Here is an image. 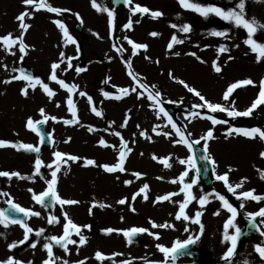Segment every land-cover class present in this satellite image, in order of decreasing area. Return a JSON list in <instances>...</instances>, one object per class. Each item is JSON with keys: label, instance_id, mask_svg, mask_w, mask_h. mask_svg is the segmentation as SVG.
<instances>
[{"label": "rangeland", "instance_id": "obj_1", "mask_svg": "<svg viewBox=\"0 0 264 264\" xmlns=\"http://www.w3.org/2000/svg\"><path fill=\"white\" fill-rule=\"evenodd\" d=\"M47 2L51 3V5L54 7L68 9L70 14L67 16V12H65L62 16H57L56 14L48 13L42 10L39 11L42 12V15L38 16L39 12H34L33 18H26V23L31 24V22L36 19L38 20L41 17L42 19L39 27L40 31L37 35V38L32 41V48L30 50L28 49L27 55H24V58L21 61L20 56L22 54L19 52L18 47H16L11 50L15 52V61L13 64L8 66L6 58H4V60L0 58V66L3 68L5 79L12 80V83L4 84V93H1V97L3 98L0 99V103L4 101L2 105L3 109L4 106L5 108L7 107V103V108L11 106L9 110L12 111L14 109V105L19 102L21 106H19L18 109L19 111H23L22 115L19 116V120L22 118L25 121H27L29 118H32L34 121L42 120L44 117L40 116V109L44 110L46 116L52 117L48 111H52V109L45 108L47 105V95L44 92L41 93V88L39 86L36 87L35 91L29 89V94L27 97L21 94V90L24 86H26V84L24 81L14 80L13 77L19 75L22 64L27 63L33 67L37 74L36 78H39L47 83L51 81L49 79L51 73V64L59 62L60 54L63 52L65 55L69 50L67 55H71L70 52H72L74 54L72 56H78V59L72 60L73 67L71 70L64 71L66 69V64H61V68L57 70V76L59 79H63L69 85L75 84L77 87L83 88L81 87L83 83L79 74L76 73L75 68L80 66L85 68L88 66L87 61L89 59V53L83 44L87 39V31L91 29L92 25L87 18L85 7L73 5L69 0H47ZM195 2L205 6H219L227 10L234 7L235 4L238 3V0H195ZM97 3H99L101 7L113 11L115 14L131 11V8L138 4L140 6L147 7L152 11H160L163 13V16L159 19H153L150 15L145 14L144 16L146 17L147 15V17L150 18V21L143 23V25L140 24V28H136L137 30L135 28H132V30H126L124 28V23L128 20V18L124 17L121 27L127 34V38H130L132 41L137 43L146 44L148 47L146 51L138 50V57L127 58V60L123 59L120 61V63H117L115 67L111 68L112 70L109 68L102 79L103 81L101 80V82L105 84V86H103L100 90L102 93L101 101H109V105L105 106L104 108L108 110L107 107H109L111 108L110 111L115 113V115H111L112 117L107 123L98 122L99 125H97V128L94 126L86 127L84 129V127L79 126L78 123L66 126L64 124L53 122L51 119H49L46 123L47 129L51 134V137H53L52 145L49 148L42 149L39 137L29 130L28 134L32 135L33 137H27L26 139L29 140L28 142L25 141V143H30L34 146L40 147L41 151L39 154L27 152V157H17L18 155L15 157L18 151L15 149L12 151V148H8L9 150L7 153L13 152L11 157H14L11 159L13 162H11L10 159H8V164L5 162L9 172H19L26 177H30V179H13L14 184L12 187H16L19 190V193L16 189H14L15 192H13V195L11 196L0 195L1 199L5 198L4 201H0V210H3L4 205L7 204L9 199H11L13 202H16L26 209H31L41 213L40 217L26 219V223L34 230V232L29 235L28 241L19 244L20 246L17 250L21 254V257L17 256V259L24 262V264H29V262H31V264H42L44 259L47 258V253L43 252L45 251L43 245L49 242L47 239L48 237H59V235H62V226L64 223L63 213L66 212L68 217L79 226L91 224L95 227L100 221L103 223V227L107 229L112 228L117 230H128L133 227H139L148 229L149 231L156 233L161 237L160 240H156L153 236H149L144 233L138 235L136 240L129 245L126 237H124L119 232H115V234L111 235L110 238L113 236L116 237L117 234L120 235L119 237L124 240L123 249L125 247L127 248L125 252L120 253L122 255H119V264H122L124 261H131L132 264H151V262L162 261L164 260V257L163 254L158 251L156 247L157 244H161L170 248L177 240L181 242L185 239H189L190 237L195 238L196 236L200 237L197 242L199 246L205 251H203L204 262L202 264H225L222 257L227 251L229 245L222 243V240L224 224L228 220L229 212H227V210L222 207L220 201L214 200V196L212 195L215 192L214 187L217 185V183L219 186L223 185V183L216 180L215 177L216 175H223L227 173L229 176V183L235 186L236 184L244 181L242 176L244 174L245 168L243 163L240 165L243 167L242 169L238 166L237 170L239 171L233 172L232 167L227 164L234 162L229 161L230 163H228L227 159L222 162V159L218 156L219 152L222 151L213 148V144H218L223 142L225 138H230L229 136H226V133L230 130V128L234 127L230 125V122L233 120H229L227 115L223 113H209L207 109L194 108V105L200 104L202 102L198 97L194 96L192 93H189L186 88L176 81L183 80L190 87H193L199 91L208 101L212 103H219L225 105L226 107H232L233 105L230 104L229 101L223 100V94L227 88L232 83L243 80L242 76L248 71L254 75L255 80L258 75L251 72V69L246 68L248 66L245 65V63H251V61L242 57L239 52L243 50L251 60L256 59V54L252 53L251 49L243 43V41L247 38L246 32L242 29L235 28L234 26L220 20L215 16L204 19L194 12L186 11L179 6L177 0H132L131 5L125 4L120 7H116L113 4V0H97ZM84 4H86L85 1ZM12 9L14 10L15 16L10 17V20L14 26H12L10 29L3 27L0 36L7 35L9 33H12L14 36H19L21 34L19 22L17 21L16 17L27 10L25 8L23 9L22 7H15ZM29 12L32 13L33 9L29 10ZM101 13L103 14V17H101L102 23L101 25H98V30L103 27L104 31L106 32L105 26L106 24L107 26L108 24L110 25V23L106 21L107 19H105L106 12ZM246 13L249 18L255 17L258 21L264 23V3H256L254 0H247ZM75 14H79V17L83 20L82 24L76 19ZM0 19V25L2 27V18ZM57 19L65 23L70 34L77 41L79 45V53L76 51V45L65 44L61 31L53 23V21ZM173 24H176L177 27L173 28L171 26ZM184 24L192 26V31L190 33H183L179 30ZM134 25L135 21H133V26ZM31 29L32 28L30 27L24 36V40L29 46L31 44V39L29 37ZM212 31H227L229 35L227 38L216 37L210 34ZM112 32L113 30L110 26L109 33H106L112 37ZM152 32H156L159 35L153 37L150 35ZM191 33H195L197 35V45L199 46L197 47V52L189 49V43H187V39L191 36ZM173 36H175L177 39L183 40L184 43L174 45L173 48L169 50L167 46L171 42ZM254 38L260 42H264V31H259ZM113 45L116 47H113ZM236 45H239V47H236ZM110 46V49L107 50L108 53L111 50H114L116 53H121L118 52L116 48H122L123 51H126L125 49L127 48V51L133 54V50L127 43L126 39L125 44L121 42L120 39H116L115 43L113 42V44ZM220 46H226L229 50V54L227 55V52H225L223 54L219 53V55H224L228 59L231 57L230 60L234 59V61H232L233 64L230 63L227 69L236 66L237 69L233 71V76H228L220 82L219 86L217 87L218 94L214 91L208 92L199 84L195 85L191 83L188 76L177 70H174V66L177 64L176 61H178L183 54L188 55V53H195L199 58L202 56L206 57L211 53V50L217 53ZM2 48L3 47L0 46V57H2L6 52ZM177 52L179 53V56L175 55ZM108 55L109 54H104V57ZM125 61L131 62V70L138 74L140 78V84L147 85L148 89H152L153 86H155V90L159 91L161 94L162 106L164 107L165 111L172 117L173 121L178 127H181L182 129L186 127L185 135L187 136L188 133H191V140L199 139L201 136L205 135L209 129H213L214 127L215 139L208 142V154H210L211 157L216 161L215 172L212 170L211 173V184L210 186H207L199 176L198 183L192 188V192L194 196L197 197V199L193 200L186 209L187 214L194 218L195 213L197 212L198 204V211H202L203 213L201 216V223L204 226L202 235L200 234L199 225L193 224L192 226H188L191 223L190 221L187 222L180 220V223L184 224V222H186L188 225L180 228L177 226V220L175 219V216L179 211L180 202H182L185 197L181 192L182 185L179 183H171V181L178 180L180 175L185 170L190 168L189 164H180L179 160L188 161L189 158L192 157L190 152L184 146L174 143V141L178 139V137H176L174 134V130L171 129L170 126L164 127V125L167 123V117H165L163 114L158 116L157 113L159 106H153L152 102L147 99V92L145 89L138 88L139 92L145 93L144 96L139 99L137 98V93L124 95V98L120 100L108 99L104 96L105 92L109 93L111 96L122 95V93L119 91L120 89L127 88L129 89V92H131V89L137 86V82H134L128 75L129 69L127 68ZM226 63H228L227 59L225 61H220L218 64L221 68H223ZM212 65L213 64L211 63H206V65L203 66L202 69H204L205 76L207 74L219 75V73L215 72ZM259 65L262 66V63H259ZM226 70L222 69L220 73H223ZM169 73L172 74L171 77ZM262 79H264V75L262 76ZM52 85L60 87L59 85L55 84V82H53ZM129 86H132V88H129ZM242 89H237L231 97V101H234V106H236L239 111H244L250 107L253 103L251 97L254 96L255 92L257 94L259 92V89H253V94L250 95L251 97L248 101H246L245 99H242ZM183 95L193 96L195 97V100L193 101L183 98ZM65 96L66 93L64 90V94L61 97L59 104L62 108V111H65L67 114L66 116L68 120H72L73 122H75L76 119L80 120L82 116H88L92 106H95L98 110V107H100L101 104H89L88 106L84 105L82 107L79 103L80 108L77 109L80 113V117L73 118L71 112L69 114L67 112V102L63 100ZM234 97L237 98L236 101L234 100ZM242 101H244V103H242ZM236 102H238V104H235ZM30 103L33 104V111L28 108ZM23 105L26 106V109L23 107ZM168 107H175L176 110H179L181 107L195 109L196 112L200 113L201 117L214 114V117L216 116L219 119L225 120L227 123L223 124L221 128L216 130V125L213 126L208 120L199 117H192L191 115L185 116L181 113V111L170 113ZM25 110L27 111V115L24 114ZM54 111H57V109H54ZM140 114L143 117L151 116L153 123L145 127H138L134 121L138 119ZM53 117L60 119V121L66 118L63 114L53 115ZM100 118L101 117L97 118L91 116V119L94 120H100ZM126 119L127 126L121 127ZM248 119L250 118L248 117ZM248 119L246 120L247 124L245 122H240L242 128H252V124L249 125L251 122ZM60 125L63 127H60ZM156 125H160V128H157L156 131L169 132L172 134V138L169 139L163 135H156L155 132H153V129L156 127ZM253 127L262 128L259 125H254ZM17 128L21 129L22 126L17 122L16 124H13L11 120H6L4 126H0V140L9 142L10 139H16V132H18ZM116 132L120 133L124 142L127 143V147L131 149V152L126 157V171L124 173H118L116 177L111 179L104 175L102 167H86L85 163L87 159L95 160L97 165L117 163L119 151L121 149V140L120 137L113 134ZM142 132L147 133V135L151 137V140L145 139L144 136L141 135ZM234 134L235 133H233V135ZM101 139L113 145L115 149L114 156L112 155L108 158L106 157L104 153L108 148L100 146L99 141ZM256 140L258 142L257 145L259 146V149L257 150H264V143H262V141L259 139ZM203 144L204 141H201L199 146L203 148ZM133 145L136 150L134 159L132 158ZM260 145H263V148H260ZM98 149H101L102 152H100ZM55 152H61L81 158L78 162L68 161L67 164H63L62 162L61 170L57 174V191L61 198L77 200L79 203L77 205L63 207L57 205L54 207L52 212H50L44 207H41L35 203V201L32 199V192H30L29 189H32L36 194L46 190V181H50L52 179L51 172L55 169L43 167L41 169V175L38 176L35 175L34 163L37 155H39V158L45 165L54 164L56 160L54 155ZM154 155L157 158L170 157L168 162L171 164V167L167 168L163 164L159 163L158 160H154L152 158ZM1 159H5V156L1 155ZM254 159L255 158H252L249 164H253L252 161ZM259 159L262 160V162H260V165L257 166L256 172H259L258 170L264 172V159L260 157L258 159L256 158V161H260ZM176 162H178L177 165H175ZM217 164H219V166H217ZM196 169H198L197 165L195 169L189 170V176L185 179V183H190L196 178ZM229 169H232V171H229ZM132 173H139L141 176L140 178H137L136 176H133ZM103 179H108L110 182H112L108 185L107 190L102 187L100 188V184L104 182ZM125 181H132V183L129 185L126 184ZM145 184L149 185V190L147 193L149 197L148 200L145 201L141 195L136 197L135 201H133V195ZM245 187L246 185L243 183V187L238 188L236 193H238L240 196L241 193L245 192ZM248 189L252 190L251 187ZM173 192H180L181 194L172 197V201L156 203L157 197ZM4 193H7V191H4ZM15 194L17 195L15 196ZM203 195H209L211 202L208 203L204 208H201L198 203V199ZM124 198L128 199V203L124 205L117 203L120 199ZM229 201L244 200L231 199ZM94 204H107L111 207H93ZM132 207L135 208V212L131 211ZM212 209H216L219 212L226 211L227 215H222L218 220L213 219L210 213H208V211ZM50 215H55L60 218V224L48 225L47 218ZM221 220H223V222H221ZM149 221H153L156 224L168 223L170 225H174V228L153 229ZM235 223L238 224V220H236ZM9 228H14V230L18 233L17 238L19 239V242L24 240L23 229L18 225H11L7 228H5L3 225H0V260H3L4 258L3 253L8 251L9 238L5 237V235L7 229ZM42 228L45 229L44 233L48 232L47 238H43L42 236L37 237L35 235V231H39ZM83 229V236L87 238V242L83 246H80L78 243L79 237L73 235L72 238L77 240V244L69 245V251L67 253L63 249L56 248L54 242H52L53 252H55V256L58 257L57 264H63L65 260L68 261V264H78L79 261H84L85 264H90L86 261L89 253H93L95 257L96 252H105L103 249L105 250L106 248H102L103 244L93 241L96 239V237L100 238V236L98 234L93 235V233H91L87 228ZM185 229H187V231ZM232 233H234V229L230 230V234ZM32 243L37 244L36 248L31 247ZM241 245L243 244H239L238 252L234 258L233 264H242L243 256L241 253L243 248ZM28 253L29 256L27 257ZM90 255L91 254H89V256ZM94 260L95 261L92 263H101L95 258ZM181 260L184 259L182 258Z\"/></svg>", "mask_w": 264, "mask_h": 264}, {"label": "snow or ice", "instance_id": "obj_2", "mask_svg": "<svg viewBox=\"0 0 264 264\" xmlns=\"http://www.w3.org/2000/svg\"><path fill=\"white\" fill-rule=\"evenodd\" d=\"M125 4H132V0H124ZM256 3H264V0H254ZM23 3L31 7L33 9V12L30 13L29 11H25L21 13L20 15L17 16V21L19 22V29L21 31V34L19 36H14L12 33H9L5 36H0V45L3 46L4 50L9 52L11 55H15V52H12L11 50L13 48L18 47L19 52L22 54L20 56V60L22 61L24 58V55H27V51L29 49V45L25 42L24 36L26 35L28 29L31 27L29 23H26V18L31 19L33 18V13L34 12H39L41 10L46 11L48 13H53L56 14L57 16H62L65 12L69 11L68 9H61L58 7H54L51 5V3H48L47 0H23ZM177 3L179 6L186 10V11H191L199 16H201L204 19H208L211 16H215L219 18L222 21H225L229 23L230 25L234 26L237 29H242L246 32L247 38L243 41L245 45H247L252 53L256 54V62L259 63L262 58H264V42H260L256 40L254 37L259 31H264V23H261L258 21L255 17L249 18L246 13V3L247 0H238V3L235 4L234 7L230 9H224L219 6H214V5H202L198 2H195V0H177ZM91 5L92 7L97 11V12H106L107 16L109 17V23L113 31H115L116 27V16L115 13L111 10H108L107 8L101 7L99 3H97V0H91ZM132 14H142V15H150L153 19H159L160 17L163 16V13L160 11H152L148 9L147 7H143L140 5H134L131 8ZM76 19L83 23V20L79 17V14H75ZM139 22V21H137ZM53 23L59 28L61 31L65 44H72L76 45V51L79 53V45L77 41L73 38V36L70 34L67 26L65 23H63L61 20H54ZM173 28H176L177 25L173 24L171 25ZM124 28L126 30H132L133 28V22L131 19L124 25ZM181 32L183 33H190L192 31V26L188 24H184L180 29ZM212 36L216 37H225L227 38L229 33L227 31H212L210 33ZM93 35H98L96 33H93ZM151 36L156 37L159 34L156 32L150 33ZM127 40V43L131 46V49L133 50V54H137L138 50H147V45L146 44H141L132 41L130 38L125 37ZM184 43L183 40L177 39L175 36L172 37L171 42L168 44V49L171 50L174 45L177 44H182ZM113 47H116L113 45ZM197 47H199L197 45ZM236 47H239V45H236ZM118 52H123L122 48H116ZM228 51V48L226 46H220L219 48V53L223 54ZM175 55L179 56V53H175ZM188 55H193L195 56V53H188ZM198 60H200L199 57H196ZM231 59V57H229ZM73 59H78V56L70 57L65 60L64 53L62 52L60 54V60L59 62L52 63L51 64V73L49 79L55 84L59 85L60 88L64 89L68 93H73L74 91L77 90V86L75 84L69 85L66 83L63 79H59L57 76V70L61 68V64H66V70H71L73 65H72V60ZM201 63H204L203 60H200ZM128 70V75L132 78L134 82H137V86L133 87L131 89V92H129V89L123 88L120 89V93L122 95H115L111 96L109 93L105 92L104 96L108 99H116L120 100L124 98V95H131V93H137V98H141L144 96V92H139L138 88L145 89L147 92V99L152 102L153 106H159L158 107V116L160 114H163L165 117H167V123L164 125V127H171V129L174 130V134L176 137H178L177 140L174 141L175 144L182 145L184 146L189 152H192L193 150V145H199L201 144V141H204L203 144V152L205 153L204 155L200 156V159L204 161L205 163H210L212 166L213 172H215L216 168V161L211 157L210 154H208V142L215 139L214 137V127L213 129H209L205 135L201 136L197 140H191V133H188L187 136L185 135L186 132V127L182 129L181 127H178L177 124L173 121L172 117L168 115V113L165 111L164 107L162 106V101H161V94L159 91L155 90V86H153L152 89H148L147 85L140 84L139 83V76L136 74L133 70H131V62L130 61H125ZM158 63V61H157ZM7 67V66H5ZM213 68L216 73H220L222 71V68L218 65V62L214 61L213 62ZM75 71L77 74L82 73L86 71V69L81 68V67H76ZM170 77L172 76L171 73H169ZM174 78V77H173ZM14 80H19V81H24L26 86H24L21 90V94L24 95L25 97L28 96L29 94V89H32L35 91L36 87L39 86L43 92L49 97L52 98L56 95V93L52 90V88L49 87L47 83H45L43 80L39 78H34L33 76L25 74L23 70H20V73L18 76L13 77ZM177 83L181 84L184 88L187 89L189 93H192L194 96L198 97L199 100L202 102L200 104L194 105V108H199V109H207L209 113H226L227 116L235 119L238 117H251L253 112L258 109L261 105H264V79L260 81L259 84V93H258V98L255 99V101L251 104L250 107H248L244 111H239L236 110L234 107V101H231L232 94L237 90L242 87L246 86H256L255 83L251 79H244L241 81H237L235 83H232L227 90L223 94V100L224 101H229L230 104H232V107H226L223 104L219 103H212L208 101L199 91L194 89L193 87H190L187 83H185L183 80H177ZM4 83H12V80H6ZM79 95L81 97L86 96L87 94L85 92H79ZM89 104H92V98L89 96L87 97ZM67 105L68 108L71 112V115L73 118L77 117V108L76 105L73 102V99L71 96L67 100ZM59 107V105H57ZM91 111L97 116L101 117L103 113L101 111H98L95 106H92ZM40 116L44 117L42 120L34 121L32 118H29L26 121V128L35 133L37 136L41 137L40 143L42 144L43 141V136L41 133V129L39 128V125L46 124L49 119L56 120L55 117H48L45 115V112L43 109H40ZM192 117H199L205 120H208L211 122L213 126L219 125V124H225L227 121L222 120V119H217L212 115H205L203 117L200 116L199 112L193 111L191 113ZM130 118V117H129ZM58 122V121H57ZM76 123H79V120H75ZM65 123L72 124L73 121H65ZM127 126V119L124 121V123L121 125V127H126ZM139 127V126H138ZM157 128H160V125H156V127L153 129V132H155L156 135H163L165 137H168L169 139L172 138V134L169 132H160L156 131ZM91 130V129H89ZM233 133L243 136L247 139L250 140H256L259 139L260 141L264 142V129L260 127H252V128H242V127H232L230 130L226 133V136H232ZM114 135L120 137L121 140V145H120V154L118 157V162L113 164V165H97L95 160L92 159H87L85 166H93V167H102L103 171L106 173H124L126 171L125 169V162H126V157L130 154L131 149L127 147V143L124 142L123 137L120 135L119 132L113 133ZM142 136H144L145 139L151 140V137L147 135V133L142 132ZM70 142V141H68ZM100 146L104 148H111L113 145L108 144L106 141L101 139L99 141ZM3 148H13L17 151H24L28 153H37L39 154L41 149L38 146H34L32 144H26V143H10L6 142L3 140H0V149ZM55 162L54 164H48L45 165L43 161L39 158V155H37L34 163V170H35V175H41V169L43 167H48V168H54L55 170L51 172V177L52 179L50 181H46L47 183V188L45 191L36 194L32 189H29L30 192H32V199L35 201L36 204L40 205L41 207H55L57 205L63 207V206H71V205H77L79 201L77 200H71V199H64L61 198L57 191V184H58V179H57V174L60 172L61 167H62V162L63 164H67L68 161H73V162H78L81 158L74 156V155H67L65 153L61 152H55ZM260 156L262 159H264V152L260 153ZM154 160H158L159 163L163 164L165 167L170 168L171 164L168 162L169 158H157L155 155L152 157ZM180 164H189L190 168L188 170H185L178 180H172L171 183H179L182 185L181 192L184 194V199L182 202L179 204V211L175 216V219L177 221L183 220V221H190L192 224H197L200 226V234H203L204 226L201 223V216L203 213L201 211H197L195 213V217H191L187 214L186 209L188 206L191 204L193 200H196L197 197L194 196L192 192V188L195 184L198 183L199 180V169H196V178L193 179L190 183H185V179L189 176V170L195 169L196 164L195 160L192 158H189L188 161L186 160H179ZM229 171H232V169H229ZM260 171V170H258ZM133 176H136L137 178H140L141 174L139 173H132ZM0 177H5L9 180H11L13 177L18 178L20 180H26L30 179V177H26L22 175L19 172H8V171H0ZM216 180L221 181L224 186L227 188V191L232 193L233 195L236 194V190L238 188L243 187V181L241 183L236 184L233 186L232 184L229 183V176L227 173L223 175H216ZM246 179V178H245ZM261 179H264V172H261ZM126 184H131L132 181H125ZM148 190H149V185L145 184L139 191H137L133 197L132 200L135 201L136 197L138 196H143V199L145 201L148 200ZM180 192H173L166 194L164 196L157 197L156 203H161L164 201H172V197L180 195ZM0 195L8 196V193H0ZM213 196L217 200H219L222 204V207L229 212L230 218L227 220V222L224 224V232H223V240L222 243L228 244L229 247L227 248V251L223 255L222 259L225 262V264H233L234 258L237 254V248L238 244L242 235V231L239 227H237L235 221L238 215L237 208L233 207L232 204L229 203V201L225 198L224 195H221L219 193H213ZM237 199H243V200H250L254 202H261L264 201V196L256 195L255 190H250L246 191L240 194V196H237ZM209 195H203L199 197L198 203L201 208H204L208 203H210ZM7 203L10 205L11 213L6 214L3 210H0V225H3L5 228L11 226V225H18L20 228L23 229L24 232V240L20 241L19 243H24L28 241L29 235L34 232V230L26 223L25 220L19 219V218H14L18 214H23L25 218H32V217H40L41 213L38 211H33L31 209H26L22 206H20L17 203H14L11 199L7 201ZM117 203L124 205L128 203V199H120ZM93 207H111L110 205L107 204H101V205H96L94 204ZM240 207H243V204H241ZM131 211L135 212V208L132 207ZM91 212V210H90ZM215 215H219V212L214 213ZM257 217L261 218V222L264 223V208H261L259 211L255 213H249L248 214V221L253 229L258 230V225L256 224ZM63 219L66 221V223L63 224V234L59 237L57 236H52L48 237L47 239L49 240L48 243H45L43 245L44 250L47 253V259H45L42 264H57L58 257L55 256L53 252V243L55 245L59 246L62 248L66 253L69 251V245H76L77 240L73 239L72 236L76 235L79 237V245L83 246L87 242V238L83 236L82 230L83 228L91 229L90 225H84V226H78L75 224L67 215L66 212L63 213ZM60 218H58L55 215H50L47 218V223L48 225H56L60 224ZM151 224V227L153 229L155 228H174V225H170L168 223L164 224H156L153 221H149ZM234 229V233L230 234V230ZM187 231V229H185ZM45 229H40L39 231H35V235L37 237H40L43 235ZM105 234L111 235L113 232H119L122 234L124 237L127 238V242L130 245L133 242V238L137 235L144 234L146 233L149 236H153L154 239L160 240L161 237L149 231L148 229L145 228H139V227H133L128 230H117V229H112L108 228L105 229ZM261 236H264V231L260 232ZM199 236H196L195 238H189L184 242H180L177 240L174 243V246L169 248L167 246L157 244L156 247L160 253L163 254L164 260L159 261V262H151V264H169V261H176L178 259V255L183 253L185 250L189 248L190 245H193L197 242L199 239ZM37 244L32 243L31 247L36 248ZM18 247L17 242H13L12 244L9 245V250L15 249ZM255 252L258 254L259 258L261 261H264V244H257L255 246ZM114 256L122 255L120 253L113 254ZM95 259L97 261H100L101 264H103V261L105 260H110L112 257H108L104 255L101 252H96L95 254ZM0 264H24V262L14 258V257H9L6 260H0ZM31 264V262H29ZM63 264H68V261H64ZM78 264H85L84 261H79ZM123 264H132L131 261H124ZM242 264H251V261L244 259L242 261Z\"/></svg>", "mask_w": 264, "mask_h": 264}, {"label": "bare ground", "instance_id": "obj_3", "mask_svg": "<svg viewBox=\"0 0 264 264\" xmlns=\"http://www.w3.org/2000/svg\"><path fill=\"white\" fill-rule=\"evenodd\" d=\"M71 4L73 5H78V6H83L85 7V11L87 14V18L90 22V24L92 25L91 29L87 31V39L84 41V46L87 50V52L89 53V59H88V66L85 67L84 69H86V71L82 72L81 75L79 74L81 81H82V85L80 87H77V90L74 91L73 93H68L67 91H65L66 96L63 99L64 101L67 102L68 98L71 96V98L73 99L74 104L76 105V108H80L79 103L81 104V106L83 107L88 106L89 102L87 97H91L92 98V105H99L100 107H98V110H100L103 115L101 116L100 120H94L91 119L92 117H97L92 111H90L88 113V116H82L81 119L79 120L78 125L84 127V129L86 127H94L97 125H99L98 122H104L107 123L111 117L113 115H115V113L111 112L109 107L108 110L105 109L104 107L109 105V101L103 102L101 101V96L102 93L100 92V90L102 89L103 86H105V84H103L101 82V80L104 78L105 73L108 71V69L110 68V70H112L111 68L115 67L117 65V63H120L121 60H127V58H131V57H138V54H131L127 51V48L125 49L126 51H123L121 53H116L114 52V50L109 51L108 53V49H110V45L113 44V42L115 43L116 39H120L121 42H123L125 44V37H127V34L123 31V28L121 27V24L124 20V17H127L128 20L124 23V25L129 21V19L133 21H135V25L133 26V28H140V24L143 25V23L150 21V18L142 15V14H136L133 15L131 11H125L124 13H118L115 14L116 16V27H115V31L112 32V37L109 36V34H107L106 32L109 33L110 31V25L106 24V32L104 31L103 27L100 28L98 30V25H101L102 23V19L101 17H103V14L101 12H97L91 5V0H69ZM84 1L86 4H84ZM17 8V7H22L23 9L25 8L27 11L32 10L31 7L26 6L23 3V0H0V18H2V27L0 25V33H2L3 27H6L8 29L12 28L13 23L10 20V17L15 16L14 14V10L12 8ZM42 11V10H41ZM70 14L69 11H67V16ZM34 15V13H33ZM42 15V12H39L40 16ZM105 17V16H104ZM17 18V17H16ZM41 18H39L38 20H34L31 22V30H30V39H31V44L29 46V50L32 48L33 45V40L35 38H37V35L40 31L39 27H40V22H41ZM105 19H107L106 21L109 22V17L107 16L106 13V17ZM1 20V19H0ZM139 21V22H137ZM106 23V22H105ZM136 29V30H137ZM93 33H96L98 35H93ZM34 34V36H33ZM191 36L187 39V43H189V49L196 51L197 52V35L195 33H191ZM5 36V35H2ZM2 46V45H0ZM231 46V45H229ZM3 47V46H2ZM82 47V45H81ZM4 50V48H2ZM5 51V50H4ZM13 52V51H12ZM69 52V50H68ZM68 52L64 55L65 56V60H67V58L73 57L72 55H74L72 52L71 55H67ZM241 56L244 57L247 60H250L251 63H245V65H247L248 67H246L247 69H251V72L258 74L257 78L255 80V77L252 73H249V71L244 74L243 80L244 79H251L256 86H246V87H242L240 89L241 92L243 93L242 95V99H245L246 101L249 100V98L251 97L250 95H252L253 93V89H259V84L260 81L262 80V76L264 75V58L261 59V61L259 63H262V66L259 65V63L256 62V59L251 60L250 57L244 53L243 50L239 51ZM126 53V54H125ZM104 54H109L108 56L104 57ZM221 54V53H220ZM229 54V50L227 51V55ZM136 55V56H135ZM197 54H195V56L193 55H187V54H183L180 59L177 62V64L174 66V70H177L179 72H181L182 74L188 76L190 78L191 83L197 85H201L205 90L209 91H214L215 93L218 94V86L220 84V82L225 79L228 76H233L232 73L233 71H235L237 68L236 67H231L230 69H227L229 64L232 63V61H234V59L230 60L228 58H226V56L224 55H219V50L218 52H214L213 50H211V53L209 55H207L206 57L202 56L200 58V60H203L204 63H201L200 60H198L197 58ZM1 59L4 60V58H6V61L8 62V66L13 64L15 61V55H11L9 54V52H5V54L0 57ZM0 59V60H1ZM228 60V63H226L222 69L226 70L223 73H219V75H206L204 74V69L203 66L206 65V63H211L213 64L214 61L216 62H220V61H225ZM233 64V63H232ZM237 64V63H236ZM3 65V64H1ZM219 65V64H218ZM241 65V64H239ZM213 66V65H212ZM118 71V70H117ZM220 77V79H219ZM4 81H6L5 77H4V73H3V68L0 66V99L3 98L1 97V93H4ZM103 81V80H102ZM52 81L47 82V84L49 85L50 88H52V90L56 93V95L52 98H49L47 96V105L45 106L46 109H52V111L48 110L51 114V116L53 117V115H59V114H63L65 115V119H62L60 121V119H56V120H52L53 122H57L60 124H64V125H71L68 123H65V121H69L67 118V114L65 113V111H62V108L59 104L61 97L64 94V90H62L60 87L58 86H54L52 85ZM130 84V83H128ZM173 84V83H172ZM171 86V84H170ZM129 88H132V86H129ZM239 90V89H238ZM79 92H85L87 95L84 97H81L79 95ZM41 93H43V90L41 89ZM259 93V92H258ZM181 94V93H180ZM256 94V95H255ZM254 96H252V102L255 101V99L258 98V94L255 92ZM28 98H32V97H28ZM183 98H187L188 100H195V97L193 96H189V95H183ZM43 99V98H42ZM234 100L236 101L237 98L234 97ZM87 101V102H86ZM240 101V100H239ZM238 101V102H239ZM238 102H236L235 104H238ZM4 101L0 103V126H4L6 120H11L13 124L19 123L22 128L19 129L17 128L18 132H16V136L17 138L10 142V143H25V141L28 142L29 139H26L27 137H33L32 135L28 134V129L26 128V121L22 118L19 120V116L22 115L23 111L18 109L19 106H21V104L19 102H17L14 105V109L12 111L9 110L8 104L6 103V108L4 106V109L2 107ZM114 103V102H112ZM242 103H244V101H242ZM23 104V103H22ZM57 105H59V107H57ZM79 105V106H78ZM33 104L30 103L28 108L31 109L33 111L32 108ZM23 107L26 109V106L23 105ZM236 110L237 107L234 106ZM54 109H57V111H54ZM68 114L70 113V110L68 108L67 110ZM24 114L27 115V111H24ZM226 114V113H223ZM25 115V116H26ZM112 115V116H111ZM227 115V114H226ZM212 116H214V114H212ZM7 117V118H6ZM90 117V118H89ZM99 118V117H97ZM215 118L219 119L218 117L215 116ZM227 118L229 120H233L230 122L231 126L234 127H242V125L240 124V122H246V120L248 119V117H238V118H231L229 116H227ZM250 119H248L251 123L249 125H251L252 127L254 125H259L262 128H264V105H261L258 109H256L253 113V115L251 117H249ZM19 120V121H18ZM134 123L137 126L140 127H145L148 125H151L153 123L152 117H143L141 114L139 115L138 119L134 121ZM72 124H76V122H73ZM223 124H219L216 125V130H218L219 128L222 127ZM250 126V127H251ZM60 127H63L62 125H60ZM77 128V127H76ZM81 129V128H80ZM223 137V136H221ZM79 143V142H78ZM257 140H247L245 137H240L237 134H234L232 136H230V138H225V140L223 142H220L218 144H213V148H216V150L222 151L219 152L218 156L222 159V162L225 161L226 159L228 160V163H230L229 161H233L234 163L231 164H227L230 165L233 169V172H238L239 170H237L238 166L239 168H242V165L244 163L245 167L248 168H253L257 166V163L254 164H249L250 160L252 158H255V151L257 149H259V146L257 145ZM28 144V143H26ZM30 144V143H29ZM133 148V152H132V158L134 159V156L136 155V150L134 148V145L132 146ZM260 148H263V145H260ZM12 150H14L12 148ZM100 152H102L101 149H98ZM135 150V151H134ZM1 152V151H0ZM13 153V152H11ZM105 155L107 154H114V149H107L104 153ZM18 155V156H17ZM17 157H22V156H26L27 157V152H24L21 150L17 152L16 154ZM15 156V157H16ZM9 158H13L11 156L8 155ZM248 161V163H247ZM178 162L175 163V165H177ZM22 174V173H21ZM105 176L109 177V178H114L117 175H106ZM12 179H15V177H13ZM11 179V180H12ZM11 180L8 179V181L11 182ZM104 182L102 184H100V188H104L105 190L108 189V185L111 183L108 179H103ZM215 192L214 193H219L221 195H224L225 198H229L230 200H237V194L233 195L232 193L227 191V188L224 185L219 186L218 183L217 185L214 187ZM19 193V190L17 191ZM214 200L215 201H219L215 198L214 196ZM229 201V200H228ZM246 201V200H244ZM188 222V221H187ZM217 223V222H216ZM219 223V221H218ZM188 225V223L184 222L180 223L179 221H177V226L178 228L180 227H184ZM105 229L103 227V223L102 222H98L97 226H93L91 228V231L93 234L95 235H99V237H96L95 240L93 241H97L99 244H103L102 248H106L105 251V255L108 257H112V259L110 260H105V262L103 264H118V257L114 256L113 254L117 253V248H115V243L117 242V240H119L122 243V239L119 237L120 235H116V237H111V235H114L115 232H113L111 235H107L105 234ZM17 232L14 230V228H9L6 231V235L5 237L9 238L8 241V251L6 253H3V260L8 259L9 257H14L17 259V256H21V254L18 252L17 248L9 250V245L12 244L13 242H17L19 245V239L17 238ZM1 237V236H0ZM119 237V238H118ZM258 239V238H257ZM261 238H259L260 240ZM92 241V240H91ZM92 244V242H91ZM44 253H46V251H43ZM101 253H103L102 251H100ZM89 254H91L89 256ZM87 256L86 261L89 262L90 264L95 261L94 260V255L93 253H89ZM104 254V253H103ZM29 256V253L27 255V257Z\"/></svg>", "mask_w": 264, "mask_h": 264}, {"label": "water", "instance_id": "obj_4", "mask_svg": "<svg viewBox=\"0 0 264 264\" xmlns=\"http://www.w3.org/2000/svg\"><path fill=\"white\" fill-rule=\"evenodd\" d=\"M199 156H202V152L198 151Z\"/></svg>", "mask_w": 264, "mask_h": 264}]
</instances>
